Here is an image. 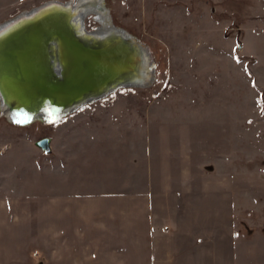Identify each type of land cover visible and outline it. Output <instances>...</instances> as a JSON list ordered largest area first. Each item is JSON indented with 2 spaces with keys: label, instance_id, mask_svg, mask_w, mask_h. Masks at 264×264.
I'll return each instance as SVG.
<instances>
[{
  "label": "rangeland",
  "instance_id": "1",
  "mask_svg": "<svg viewBox=\"0 0 264 264\" xmlns=\"http://www.w3.org/2000/svg\"><path fill=\"white\" fill-rule=\"evenodd\" d=\"M45 1L0 0V23ZM104 3L153 80L50 121L0 113V264H159L175 241L197 259L228 201L232 237L264 236V0Z\"/></svg>",
  "mask_w": 264,
  "mask_h": 264
},
{
  "label": "water",
  "instance_id": "2",
  "mask_svg": "<svg viewBox=\"0 0 264 264\" xmlns=\"http://www.w3.org/2000/svg\"><path fill=\"white\" fill-rule=\"evenodd\" d=\"M100 2L48 0L0 23L20 21L0 30V113L10 122L54 120L118 88L135 87L145 78L150 82L152 58L137 38L119 27L101 38L84 32L85 10L109 12ZM54 56L60 73L53 68ZM3 102L8 115L2 113ZM36 144L50 150L47 137Z\"/></svg>",
  "mask_w": 264,
  "mask_h": 264
},
{
  "label": "crops",
  "instance_id": "3",
  "mask_svg": "<svg viewBox=\"0 0 264 264\" xmlns=\"http://www.w3.org/2000/svg\"><path fill=\"white\" fill-rule=\"evenodd\" d=\"M226 213L228 216L226 218L227 225L222 228V238L220 240L213 238L206 243L204 242L205 244L202 245L197 259L193 255L177 254L176 248L179 243L175 241L174 244L167 245L165 243L166 249L158 257L159 264H264V236L259 234L252 237L246 233L232 237L229 201L227 202ZM197 245L199 244L197 243ZM184 257H187L188 260L184 261ZM147 261L150 262V260Z\"/></svg>",
  "mask_w": 264,
  "mask_h": 264
},
{
  "label": "bare ground",
  "instance_id": "4",
  "mask_svg": "<svg viewBox=\"0 0 264 264\" xmlns=\"http://www.w3.org/2000/svg\"><path fill=\"white\" fill-rule=\"evenodd\" d=\"M59 1V0H58ZM83 1H85V0H80V2H83ZM93 2H100V0H92ZM59 2H61V3H63L64 1H59ZM74 2H75V0H72V5L74 4ZM79 2V1H78ZM100 4H101V2H100ZM100 4H98V6H100ZM31 9V8H30ZM30 9H28V10H24V12H28ZM86 11H88L87 13V15L84 17V19H83V25H84V32L85 33H87L88 35H91V36H96L97 38H101L102 36H106V34L109 32V30H110V28L111 27H118V26H116V25H113V22H112V20H111V22H110V20H109V12L108 13H105V14H103L100 10H99V8H97V9H87V10H85V13H86ZM91 11H93V12H91ZM88 17H93V21L97 24L96 25V28L94 27L93 29H88V28H86V26H85V23H84V20L86 19V18H88ZM74 20L75 19H73V22H74ZM18 22H20L19 20H15V21H12V22H9V23H7L5 26H4V24H3V27L2 26H0V30L1 29H4V27H6V26H8V25H11V26H14V25H16ZM76 23V22H75ZM75 27H77V25L75 24ZM74 27V28H75ZM6 28H8V27H6ZM121 30H123V32H125V34L126 35H131L128 31H126L124 28H121V27H119ZM81 36H82V34H81ZM139 42L141 43V44H143L140 40H139ZM143 45H145V44H143ZM145 49L148 51V53L151 55V58H152V54H151V52H150V50H149V48L145 45ZM55 58V56L53 57V59ZM154 58V57H153ZM153 60V59H152ZM52 65H53V68H54V70L57 72V73H60L61 72V64H59V62L56 60V59H54V62L52 61ZM145 69H147V68H145ZM149 72V71H148ZM143 73H145V70L143 71ZM156 73V72H155ZM151 76H152V74H151ZM145 77H147V75L145 76ZM141 78H143L142 76H141ZM153 78V77H152ZM152 78H148V80H150V81H152L153 79ZM145 80H147V78H145L144 80H141L140 82H137L138 84L135 86V87H138V86H140V87H142V86H145L146 84H148V82H146ZM116 91V90H115ZM114 91V92H115ZM0 95H1V93H0ZM99 99H101V98H97V99H94V100H91V101H89V102H87V103H85V104H89V103H92V102H95V101H97V100H99ZM12 100L11 99H9V102H11ZM12 103V102H11ZM84 104V105H85ZM8 102H7V104H5L4 102H3V104H2V107H1V109H2V113H4L5 115H8ZM78 109V108H77ZM76 109V110H77ZM76 110H74L75 112H76ZM73 111V112H74ZM72 113V112H71ZM71 113H69V114H71ZM42 118L41 117H35V119H34V121H40Z\"/></svg>",
  "mask_w": 264,
  "mask_h": 264
}]
</instances>
